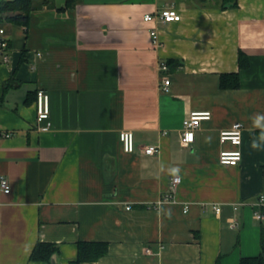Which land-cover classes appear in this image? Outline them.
I'll list each match as a JSON object with an SVG mask.
<instances>
[{
    "label": "crops",
    "instance_id": "0c3cea01",
    "mask_svg": "<svg viewBox=\"0 0 264 264\" xmlns=\"http://www.w3.org/2000/svg\"><path fill=\"white\" fill-rule=\"evenodd\" d=\"M236 3L32 0L26 28L0 21V127L12 132L0 140L10 183L0 192V264H69L79 241L107 243L106 255L81 264H239L259 254L264 0ZM164 6L181 20L143 21ZM167 60L164 92L158 64ZM223 73H238L239 87L221 89ZM37 90L49 95L45 131L35 124ZM193 111L211 117L183 146L182 120ZM234 122L243 125L241 160L222 165L220 151L236 147L219 132ZM124 130L133 152L119 141ZM148 145L159 152L144 154ZM173 175L181 182L163 201ZM37 241L57 246L48 262L29 260Z\"/></svg>",
    "mask_w": 264,
    "mask_h": 264
},
{
    "label": "built area",
    "instance_id": "2783aa9c",
    "mask_svg": "<svg viewBox=\"0 0 264 264\" xmlns=\"http://www.w3.org/2000/svg\"><path fill=\"white\" fill-rule=\"evenodd\" d=\"M158 20L162 23L177 22L181 20V16L173 6H164L154 13H148L143 16V21L154 22ZM152 42L154 45H158V39L155 32L152 30ZM7 40L4 37V31L0 28V58L1 62H6L8 57ZM159 70L163 73L161 84L162 91L167 92L169 86V78L165 75L168 71L167 64L164 61H160L158 64ZM49 95L43 90H37L35 98V124L38 131L48 130L51 126L49 121ZM210 112H190L183 120L181 125L180 142L183 146H186L194 141L195 131L199 128L202 120L210 119ZM243 125L240 122H234L232 125L219 132V142H228L232 146H235L234 150H222L218 155V163L222 165L235 166L241 160V151L239 146L241 144ZM12 136V132L3 130L0 127V140L3 138H9ZM119 141L125 152H133V135L131 131H121L119 133ZM142 152L147 155H153L159 152V147L154 145L143 146ZM181 178L177 175H173L169 180L168 191L163 195V201H173V196L177 186L180 184ZM10 183L6 176L0 174V192L9 193ZM262 202V198H260ZM187 207H184L186 210ZM128 209V208H127ZM214 211L219 212V207L214 206ZM254 217L260 221L264 220V214L259 211H255ZM231 228L237 227L236 220L230 222ZM147 253L150 251L145 249Z\"/></svg>",
    "mask_w": 264,
    "mask_h": 264
},
{
    "label": "trees",
    "instance_id": "16d2710c",
    "mask_svg": "<svg viewBox=\"0 0 264 264\" xmlns=\"http://www.w3.org/2000/svg\"><path fill=\"white\" fill-rule=\"evenodd\" d=\"M31 3L32 0L0 1V21L8 20L26 28L28 25V17L32 10ZM236 5V0H220L222 9L235 7ZM165 63L168 67L172 66L173 61L167 60ZM238 66L240 69H245L249 66L248 58L241 50L238 52ZM239 81L238 73H223L219 76V87L221 89H236L239 87ZM259 212L264 214V207H260ZM259 222V254L253 257H243L240 259L239 264H264V220ZM57 251L58 248L55 244L37 241L30 252L29 260L34 262H48L51 256L57 253ZM106 253V242L79 241L76 248V257L69 264L94 262L106 255ZM215 264H218V262Z\"/></svg>",
    "mask_w": 264,
    "mask_h": 264
},
{
    "label": "clouds",
    "instance_id": "9594fccd",
    "mask_svg": "<svg viewBox=\"0 0 264 264\" xmlns=\"http://www.w3.org/2000/svg\"><path fill=\"white\" fill-rule=\"evenodd\" d=\"M259 119H261V117H257V123L259 122ZM255 146V145H254Z\"/></svg>",
    "mask_w": 264,
    "mask_h": 264
}]
</instances>
